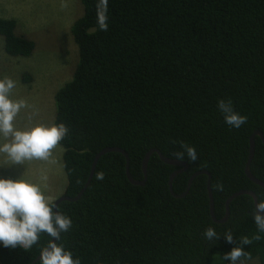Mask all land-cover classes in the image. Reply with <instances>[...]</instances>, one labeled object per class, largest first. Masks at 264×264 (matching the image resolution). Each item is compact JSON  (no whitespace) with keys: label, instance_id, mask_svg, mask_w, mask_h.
I'll return each mask as SVG.
<instances>
[{"label":"trees","instance_id":"1","mask_svg":"<svg viewBox=\"0 0 264 264\" xmlns=\"http://www.w3.org/2000/svg\"><path fill=\"white\" fill-rule=\"evenodd\" d=\"M79 1L82 15L70 28L75 71L54 96L52 125L70 130L58 145L62 196L79 193L105 148L125 151L131 177L142 181L148 151L176 160L172 153L183 142L195 147L198 159L177 160L188 169L174 178V195L185 192L193 174L207 171L217 220L238 191L264 201V190L244 172L250 137L256 131L264 137V0H108L107 31L98 27V0ZM15 31L14 20L0 18L4 52L30 57L34 43ZM220 99H230L247 123L227 126ZM254 143L250 172L264 183V144L259 137ZM125 163L120 153L103 155L83 196L58 205L72 226L57 243L80 264H212L215 255L230 264L223 257L234 247L245 251L241 262L264 264V233L254 224L251 197L234 199L227 221L218 224L210 216L205 175L175 198L168 181L178 168L152 154L144 186H134ZM100 172L103 180L96 179ZM209 227L219 235L214 241L202 236ZM229 230L234 243L224 239ZM243 237L251 244L242 245ZM49 239L41 234L30 250L0 245V264H31Z\"/></svg>","mask_w":264,"mask_h":264},{"label":"clouds","instance_id":"2","mask_svg":"<svg viewBox=\"0 0 264 264\" xmlns=\"http://www.w3.org/2000/svg\"><path fill=\"white\" fill-rule=\"evenodd\" d=\"M62 4V7H66ZM97 23L102 31L108 28V0H98ZM16 81L9 77L0 79V137L5 143L0 144V154L6 156L10 164H24L25 161H50L53 151L68 135L69 128L63 124L51 126L39 125L26 131L17 130L14 120L20 111L28 107L25 100L10 98ZM217 109L221 113L224 123L230 128L239 129L247 123V117L237 113L230 99H220ZM176 160L187 159L195 162L197 152L195 147L183 142L179 150L172 153ZM47 180V177L43 178ZM97 180L104 179V173L96 175ZM221 188V186H217ZM53 205L37 184L20 180L0 179V245L6 248H21L30 250L37 245L41 234H46L50 239L48 244L39 252L38 264H80L79 258H73L70 251H66L57 242L61 234L66 233L72 226L69 217L58 209L53 212ZM253 221L258 232L264 233V201L258 200L254 207ZM202 236L207 241H214L219 237L214 228H206ZM227 243H234L231 230L223 234ZM259 239V236L255 237ZM251 240L243 237L240 243L250 245ZM245 256L242 247H234L223 259L230 264H242L241 257Z\"/></svg>","mask_w":264,"mask_h":264},{"label":"rangeland","instance_id":"3","mask_svg":"<svg viewBox=\"0 0 264 264\" xmlns=\"http://www.w3.org/2000/svg\"><path fill=\"white\" fill-rule=\"evenodd\" d=\"M62 4L67 6L62 7ZM81 15L79 0H0V18L14 20L15 33L34 43L30 57H10L4 52L0 36V79L9 77L16 81L10 98L22 99L28 104L13 122L17 130L52 125L54 96L75 71L78 53L70 28ZM5 142L0 137V144ZM62 154V148L57 146L50 161L33 160L24 164H10L6 156L0 154V179H22L37 184L50 204L63 195L66 186ZM217 263L222 264L219 255H215L212 262ZM242 264L260 262L253 259Z\"/></svg>","mask_w":264,"mask_h":264},{"label":"water","instance_id":"4","mask_svg":"<svg viewBox=\"0 0 264 264\" xmlns=\"http://www.w3.org/2000/svg\"><path fill=\"white\" fill-rule=\"evenodd\" d=\"M255 137H259L261 142L264 144V137H263L262 133L259 131L254 132L253 135L250 137V140H249V155H248V159H247V162L245 165L244 172H245L246 177L251 182L258 185L259 187H261L264 190V183L257 180L256 178H254L250 172V164H251V161H252L253 156H254V148H255L254 139H255ZM108 153H120L121 155L124 156L125 162H126L125 163L126 177H127L128 182L134 186H144L146 179H147V176H146L147 165H148L149 158L152 154H156L162 163H164L168 166H173V167L178 168L177 170H175L174 172L171 173V175L169 177V181H168L169 192L175 198L185 197L187 195L189 189H190V186H191L194 178L197 177L198 175H205L207 177L206 190H207V194H208V198H209L210 216H211L212 221L215 223H218V224H222V223H225L227 221V219L229 217V206H230L231 202L234 199H236L237 197L242 196V195H246V196L251 197L253 200L254 207H255V204L258 202L256 195L252 191H249V190L238 191V192L232 194L226 200V202H225V215L222 219L217 220L215 218V215H214V201H213V195H212V191H211V187H210L211 177L207 171H200V172L193 174L190 177V179L188 180L187 188H186L185 192L181 195H174L173 191H172L173 180L178 174H181L188 169V164L186 162L169 159V158L163 156L158 150L152 149L145 154L143 161H142L143 180L142 181H135L131 177L130 172H129V158H128V155L126 154V152L119 149V148H105V149L101 150L98 154L95 155V157L92 161V164H91V169H90L88 179H87L86 183L84 184L83 188L79 191V193L73 198H69L66 196H60L59 198H57L55 201H53V206H54L53 212H55L58 209V205L60 203H62V202H76L83 196L84 192L86 191V189L88 188V186L92 180V177H93V174H94V171H95V168H96V165H97L99 159L103 155L108 154ZM38 259H39V256L36 259H34L31 264H36L38 262Z\"/></svg>","mask_w":264,"mask_h":264},{"label":"crops","instance_id":"5","mask_svg":"<svg viewBox=\"0 0 264 264\" xmlns=\"http://www.w3.org/2000/svg\"><path fill=\"white\" fill-rule=\"evenodd\" d=\"M53 123V122H52Z\"/></svg>","mask_w":264,"mask_h":264}]
</instances>
